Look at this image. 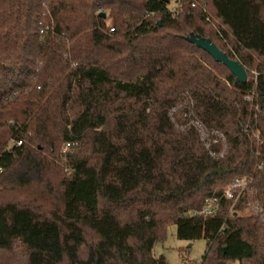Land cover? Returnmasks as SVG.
<instances>
[{
  "label": "trees",
  "instance_id": "obj_1",
  "mask_svg": "<svg viewBox=\"0 0 264 264\" xmlns=\"http://www.w3.org/2000/svg\"><path fill=\"white\" fill-rule=\"evenodd\" d=\"M170 1L0 0V183L45 181V151L77 147L71 174L45 188L53 208L0 204V250L23 247L28 264H169L153 248L175 224L180 239L207 241L201 264H264V225L244 212L264 206V141L243 132L256 121L264 140V115L245 100L256 81L264 108V0H178V15ZM190 33L240 62L247 82ZM189 97L226 133L223 158L172 121ZM243 175L251 188L236 204L223 198ZM209 198L218 214L192 215Z\"/></svg>",
  "mask_w": 264,
  "mask_h": 264
},
{
  "label": "rangeland",
  "instance_id": "obj_2",
  "mask_svg": "<svg viewBox=\"0 0 264 264\" xmlns=\"http://www.w3.org/2000/svg\"><path fill=\"white\" fill-rule=\"evenodd\" d=\"M178 3V0H171L169 7H176ZM43 20H46L48 28L53 27L55 24L53 18ZM213 21L215 25L219 23L217 19H214ZM107 25L108 27L112 25V20L109 18H107ZM208 28H212V25H208ZM215 39L219 41L217 38ZM219 43L222 44V42ZM99 59H103V55L99 56ZM218 71H224V68L221 67ZM226 73H228L227 70ZM14 144L15 141L12 140L8 143L9 147ZM76 149L77 147H67L62 143L57 147V155H49L48 151H45L44 155H46L49 161L45 181L34 180L30 185L25 187L1 182L0 204H6L9 202L17 203L19 205L30 204L35 207L41 206V211H48L53 208L49 202L51 198L45 191V188L50 181L55 185H59L63 178H66L71 174L70 168L68 167L69 160L67 155L68 153H74ZM225 186L226 185L222 188ZM251 211L250 208H247L244 212L250 214L252 213ZM92 239V234H88V242ZM206 250L207 241L204 238L195 241L180 239L178 237L177 225L170 224L166 227L165 235L162 239H159L155 243L153 253L158 258L163 256L169 264H201ZM0 264H28V254L23 247H15L9 251L0 250ZM226 264H241V262L239 260H231L226 262Z\"/></svg>",
  "mask_w": 264,
  "mask_h": 264
},
{
  "label": "built area",
  "instance_id": "obj_3",
  "mask_svg": "<svg viewBox=\"0 0 264 264\" xmlns=\"http://www.w3.org/2000/svg\"><path fill=\"white\" fill-rule=\"evenodd\" d=\"M183 4L178 3L176 7L172 8V12L175 15H178L182 9ZM195 7V3L192 5ZM48 28V26H47ZM115 29L112 28V31ZM41 32H45V28L41 29ZM258 72H255L257 77ZM245 100L250 104L252 111L255 112V115L261 114L264 115V108L257 101L256 94V81L251 91L246 93ZM181 112V113H180ZM180 113V114H179ZM179 115V116H178ZM170 116L173 122L181 130H194L201 143L204 145L205 149L208 151L209 155L214 159L223 158L228 151V137L224 131L218 128H213L208 126L196 113L195 102L193 98L189 97L183 102L182 110L179 111L177 106H174L170 110ZM243 132L252 137L257 144H261L264 140L261 136L260 129L257 127V123L249 120L243 124ZM23 144L22 140H18L14 145L21 146ZM11 147V146H10ZM264 162L259 165V168H262ZM4 167L0 164V173H2ZM253 177L249 175L237 176L233 181L224 188L222 197L225 199H233L234 204H236L239 199L242 197V194L248 191L251 188L253 183ZM247 208H250L252 213L257 215L262 224L264 225V206L259 202L248 201ZM219 210V200L217 198H209L206 201L204 208L201 211H193L192 215L202 214L206 217L216 216Z\"/></svg>",
  "mask_w": 264,
  "mask_h": 264
},
{
  "label": "water",
  "instance_id": "obj_4",
  "mask_svg": "<svg viewBox=\"0 0 264 264\" xmlns=\"http://www.w3.org/2000/svg\"><path fill=\"white\" fill-rule=\"evenodd\" d=\"M164 2H168L169 0H163ZM100 16L103 18L107 17L105 12L100 13ZM185 39L195 44L197 47L205 50L208 54H210L213 59L225 65L235 76L236 83H246L248 80V74L245 67L238 62L230 58L224 51H222L210 38H206L200 34L190 33Z\"/></svg>",
  "mask_w": 264,
  "mask_h": 264
}]
</instances>
